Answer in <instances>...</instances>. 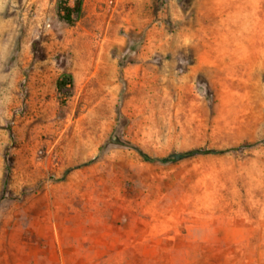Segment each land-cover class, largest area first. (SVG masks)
Instances as JSON below:
<instances>
[{"label": "rangeland", "instance_id": "1", "mask_svg": "<svg viewBox=\"0 0 264 264\" xmlns=\"http://www.w3.org/2000/svg\"><path fill=\"white\" fill-rule=\"evenodd\" d=\"M58 2L0 0V264H264V0Z\"/></svg>", "mask_w": 264, "mask_h": 264}, {"label": "trees", "instance_id": "2", "mask_svg": "<svg viewBox=\"0 0 264 264\" xmlns=\"http://www.w3.org/2000/svg\"><path fill=\"white\" fill-rule=\"evenodd\" d=\"M81 3L82 0H73V4L70 3V0H59L58 7H59V15L63 20L67 23H72L77 20L81 15ZM72 84V76L70 73L62 74L56 81V87L59 93L70 95V86ZM109 141H113L115 143H119L118 140L110 139ZM129 147L134 148L139 155L145 161L149 162H157V163H168L173 162L176 160H180L186 157H191L196 154H203V153H221L226 150H214V149H207V150H199V149H189L178 153H172L165 157H151L145 152H143L140 148L133 146L131 144H127ZM231 149H237L236 147ZM228 150V149H227Z\"/></svg>", "mask_w": 264, "mask_h": 264}]
</instances>
